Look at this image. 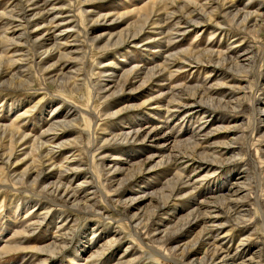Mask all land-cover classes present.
I'll return each mask as SVG.
<instances>
[{"label": "bare ground", "instance_id": "6f19581e", "mask_svg": "<svg viewBox=\"0 0 264 264\" xmlns=\"http://www.w3.org/2000/svg\"><path fill=\"white\" fill-rule=\"evenodd\" d=\"M3 1H5L4 4L6 3L5 7L3 6L4 10L0 13V86L3 88H24L32 82V77L28 71L30 65L27 63L28 55L32 54V56L39 59L31 64H34L35 73L42 79V82L49 81L59 90H75L82 98L79 89H81L83 81L81 76L83 75V69L86 70L83 67L84 56L80 42L83 37L88 40L89 45L96 47V44V49L104 52L117 50L123 45L137 44L140 41H143V45L147 47L150 43H153L155 46H150L158 49L154 50V52L161 51V57L158 58L160 55L158 56L156 53L157 58L160 60L152 62V65L142 66L143 63L141 62L142 64H133L124 69L121 66L119 67L121 68L119 69L120 72L117 71V63L112 60L105 65L112 67L113 71L99 70L97 72L99 85L96 86L94 98L98 97L100 92L112 89L109 93L110 96H120L121 99H125L126 97H123L124 92L127 89L130 90L137 78H141L139 85H137V89H141L138 95H143L145 98L140 103H136L135 95H132V97L127 96L130 101H127V104L113 114L99 113L91 107L82 108L78 104L69 102L61 95H55L56 106L51 110V115L45 118V128H41L42 130L37 134L30 135L21 133V129L18 130L16 126L19 120L24 122L27 121L28 116H32L40 104L41 98L36 97V100L31 102L29 98L24 101L16 100L6 105L8 108L7 113L9 115L12 114V119L8 123L0 124V189L8 188L13 191H19L22 194L34 196V199L24 196L22 197L24 202H22V199L19 200L18 196L14 200L16 201V206H19L18 210L20 207H29L24 213L26 224L20 230L15 229L11 232L10 237L13 240L10 243L4 242L2 244L0 256L12 252L35 251V254H38L37 256L40 259L34 264H51L49 260L61 251L63 245L67 243L68 232L72 231V228L68 227L67 224L70 221H77L76 218H72L63 211V208L73 209L83 214L92 213V215H96L102 213L99 209L93 207L96 203L95 197L99 196L102 201L109 205L111 195L116 198V201L122 202L124 196L132 191L130 186V188L125 187V185L128 186L130 183L133 188L134 186H141L143 192L141 196H150V198L156 196L154 202L156 204L155 208H158L154 210L156 214L159 210H170L176 198H183V196L193 194V191L195 194V190L198 189L197 185L194 186L198 179L192 180L189 176L183 177V169L178 167V160L184 161L186 164L198 165L199 162L198 167L205 168L206 173L209 169L212 170L224 165L225 161L222 158V154L224 153L223 150H227L228 140L230 143H237L241 139L240 135L242 133L239 134L240 130L238 127L230 124L233 120H228L229 117L227 118L221 110H235L241 107L238 100L233 101V96L235 97V93L245 90L242 85L246 81L243 79V74L245 71H249L252 66L257 74L256 89L253 91L255 93L261 91L260 87L264 82H261L260 77L264 79V76H261L260 65L264 59V42L260 46L258 55H246L249 48L242 49L241 52L245 53V56L241 60H239L241 53H235L234 50H214L213 48L193 50L190 47V49L181 48L174 50L169 47L192 26L203 27V25L212 24L216 27L219 26V28L220 26L222 28L223 26L233 27L242 33L245 31L253 32L256 35L260 34L264 29V18L260 16L264 15V10L258 7L255 10L237 7L235 4L236 0H140L137 4L130 7L125 6L126 2L121 3L118 0H82V3H95L96 6L85 8L80 6L76 8L79 12L78 16L77 12L72 8L70 0ZM110 5L124 8L115 9L114 11L107 7ZM232 8L234 11H232ZM121 15L132 17L127 25L131 26L130 31L125 32L126 28L112 31L110 28L112 26L107 25L117 23V20L121 19ZM30 22H33V28L29 30L28 24ZM85 22L89 30L85 29V25L83 26ZM171 22L172 25L169 26L168 24ZM105 23H107L106 27L100 29ZM95 25L99 26V28L93 29ZM210 28H213L215 32L216 30L219 31V29H214L215 27L211 26ZM82 32H87V35L90 34L88 35L89 37L82 36ZM151 32L156 34L153 35ZM227 32L228 34L230 33L229 31ZM211 36L212 33L210 34ZM236 36L238 37L236 34L232 36L234 44L229 46L234 49L242 42L241 38L237 41L234 40ZM99 44L102 45L99 46ZM21 47H25L26 50ZM74 53L77 55L72 56ZM15 55L20 56L15 57ZM51 56H56L55 62L44 66L47 61L45 59ZM22 60H26V63L22 64ZM71 62L76 67L63 71ZM244 62H247V66L244 65ZM101 63L98 61L97 66ZM54 65H57V67L54 68ZM198 65L204 66L203 68L210 73H219L215 84L216 87H213L212 84L188 86L179 83L169 87L167 96L162 95V93L151 95L146 91L147 87L156 78L163 77L162 80L170 81L180 69L184 67L193 69ZM106 79H112L113 85L106 86L109 84H104L107 81ZM233 82H236L237 85H233ZM223 88L226 89L223 90ZM98 98L100 99V97ZM151 100L153 101L152 104L157 107L164 106L165 114L169 112L172 114L173 111L178 113L194 111L196 114H201L205 118L204 121L206 123L198 127L192 135L185 138H178L184 136V133L178 134L179 130L173 132L174 130L171 131L169 129V131L165 130L162 133H158L160 125L156 126L155 124V126L150 125L147 127L146 125L128 124L127 122L125 126L119 125L116 128V125L112 123L111 127L106 126L108 123L105 125H100L99 123L104 119H111L120 111L136 109L138 106L141 107L148 104ZM230 102L233 104H230ZM64 104L67 105L66 111L59 118L58 114L60 111L58 112L57 108L62 107ZM171 104L177 111L168 109ZM250 106L253 118L256 121L255 125L264 123V117H262L264 116V107L258 105L253 98L250 100ZM0 107H2L1 103ZM216 110H220L215 118L216 123L210 125L213 115L217 113ZM15 112L17 113L16 115L14 114ZM84 115L90 122L88 129H82L78 125L80 120L85 121ZM151 115L155 116L154 113H151ZM69 116H72V118L67 119ZM218 120L220 121L217 122ZM184 129L187 130V128ZM84 133L88 136L85 145L83 143ZM253 133L254 131L247 136L248 140V137L252 136ZM218 138L226 139L220 141ZM253 139H250V144ZM154 140L156 141L154 145L157 149L147 155L146 159L151 160L155 156H159V160L156 163L154 162L153 165V167L158 168V173H160L159 168L162 167H167L166 169L174 172L169 178L165 177L162 182L160 181L161 183L153 185L151 182V185L146 184L147 186H145L144 182L146 180L144 182L142 180L147 174L143 173L142 165L136 163V168L134 166V170H130L131 168H124L117 161L120 160L119 155H122L121 150H126L127 153L130 150H141V147L138 146L148 144ZM131 146L136 147L133 148ZM112 147L114 149L109 150ZM82 148H84L85 154L89 156V164L87 165L82 163V158L84 157ZM259 150V147H256L255 156H252L251 147L248 149V156L255 171H257V176L260 160ZM127 153L125 154L126 159H124L129 163V157H131L132 153L130 155H127ZM21 155L23 157L19 159ZM57 156L60 157L59 160H56ZM97 156L100 162L95 164L94 159ZM23 161H25L26 165L19 171L18 164ZM92 165H95L96 172L93 171ZM121 174H124L123 178H119ZM238 175L240 176V174ZM141 183H144V185ZM228 185L226 192H230V195L222 194L219 206H206L202 210L200 206L202 200L189 202L193 206L187 208L188 210L182 216L177 213L176 221L174 222L163 218L154 219L153 214L152 223L142 224L138 217H131L130 219L121 213L130 224L131 237L135 236L141 243L143 239L151 241L153 235L160 234L161 241H159L160 244L158 245L160 249L151 246V244H149L147 251L131 249V253L125 252L111 264H132L138 258L143 257L144 254L146 256L148 252L152 255H160L170 261L173 260L176 264H207L206 261H211L216 255H220V261L228 259L227 253H224L220 245L234 226L231 225V228L224 233L223 228L226 225H230V221H242L243 217L249 216V209L244 208V204H242L247 197L249 183L236 180ZM219 190L221 191L222 188ZM183 191L186 192L185 195H180ZM109 192L113 193L110 195ZM13 199L14 197L12 196L10 200ZM255 199V205L258 206L257 195ZM206 200L204 199L205 202ZM31 202L34 203L29 206ZM221 205V209L227 214V218L223 222L219 219L220 214H223L220 209ZM110 206L113 210L115 209L114 206ZM1 207L2 203H0V215H2ZM176 208L178 211V206ZM257 209L264 220V210ZM16 217V215L10 217L14 220L10 221L11 225L16 223ZM230 218L232 219L230 220ZM247 218L251 219L250 217ZM54 220L57 225L55 232L51 233L48 243L46 242L42 245L29 243V236L37 232L41 228L42 223ZM65 224L67 225L66 228ZM199 224L201 225L200 230L191 235L194 227ZM116 234L117 232L114 230L110 231L109 235H111V238L101 242L99 246L87 245L86 249H90V251L85 256L86 260L96 262L101 258V255L102 258H105L108 250L117 243L118 236L114 238ZM91 236L93 237L92 239H96L95 234ZM43 237L46 238L44 235ZM219 237L221 238L219 239ZM219 240H223L220 245ZM243 241L246 242V239H243ZM243 241L241 240L239 242L241 245L238 246L245 248ZM91 243L93 244V242ZM127 246L131 247L129 244ZM201 248L205 249L204 254L202 259L196 262L194 259H196V254ZM72 249L75 253L78 250L76 247ZM106 259H109V257H106ZM243 260L245 261V259Z\"/></svg>", "mask_w": 264, "mask_h": 264}, {"label": "rangeland", "instance_id": "374dc122", "mask_svg": "<svg viewBox=\"0 0 264 264\" xmlns=\"http://www.w3.org/2000/svg\"><path fill=\"white\" fill-rule=\"evenodd\" d=\"M70 1L72 4V8L74 9L75 12H77V14L79 12H78V9L76 8L80 6L84 8L89 7V6H96L95 3H89V4L82 3V0H70ZM139 1L140 0H118V2H121V3L126 2L125 3L126 7L133 6L137 4ZM197 1H201V0H197ZM4 2L5 1L0 0V13L4 10L3 6L5 7L6 5V3L4 4ZM235 2H236L235 4L237 7H246L249 10H255L258 7L259 9L264 10V0H250V1L249 0H236ZM107 7H109L111 10L113 9L114 11L115 9L119 10L121 8H124V7L118 8V7H115V5H110ZM170 7H174V6H170ZM232 11H234L233 8H232ZM260 16L264 18V15H260ZM130 18L132 19V17H129L128 15H121V19L117 20V23L115 24L105 23L100 29L105 28L107 24V25L112 26L110 27L112 31H118V30H122L125 28H126L125 32L130 31L131 26L130 27L127 26L128 22L131 21ZM168 25L169 26L172 25V22L169 23ZM206 25L207 26L203 25V27L202 26L201 27L200 26L190 27L186 31V33L183 34L182 37H180L179 39L175 40L174 44L170 46L169 48L174 49V50L181 49V48H189V47L193 50L202 49V48L203 49L213 48L214 50L220 49V50H227V51L234 50L235 53H241L239 57V60H241L245 56V53L241 52L242 49L249 48L248 54L246 55H258L257 53L260 51V46L264 42V29L263 31H261L260 34L256 35L255 33L253 34V32L244 31L242 33L241 31L234 29L233 27L229 28V26H223V28L222 26H220L221 28L220 29L219 26L216 27L215 25H212V24H206ZM83 26L85 27V29L89 30V27L86 24V22L85 24H83ZM211 26L215 27L214 29H219V31L216 30L217 32L216 33L215 31H213V28H210ZM32 28H33V22H30L28 24V29L30 30ZM98 28L99 26H96V25L93 26V29H98ZM231 29H234V30H231ZM227 31H229L230 33L228 34ZM82 33H83L82 36L90 35V34L87 35V32L86 33L82 32ZM151 33L153 35L156 34L155 32H151ZM211 33H212V36L210 37ZM234 34L238 35V37L236 36L234 40L237 41L240 38H241L240 40H242V42L238 44V46L235 47V49L229 47L234 44L232 42L233 41L232 36H234ZM81 39H83L82 41L80 40L81 47H82V53L84 56L83 67L86 68V70L83 69L84 76L81 75L83 78V81L81 83L82 84L81 89H79V92L82 95V98L81 96H79V93L76 92L75 90H70V91L68 89L59 90V88H57L54 84L50 83L49 81H46L47 83L45 81L42 82V79L38 77V75L35 73L36 72L35 67H33L34 64H31V63H34V61H38L39 59L32 56V54H29L27 58V63L30 65V67L28 68V71L32 77V82H30L29 85H27V87L17 88V89H6L0 86V103L2 106L0 107V124L10 122V120L12 119V114L9 115L7 113L8 108L6 107V105L16 100L24 101L25 99L29 98L31 102V101L36 100V97L41 98L40 104L37 106L32 116H28L27 121H24V122L19 120L18 125L16 126L18 130L21 129L20 130L21 133L33 135V134L39 133L43 128H45L46 126L45 118L51 115L50 113L51 110L54 109V107L56 106L57 100H56L55 95H61L64 98H66L69 102L78 104L82 108L91 107L96 112H99V113L105 112L106 114H113L117 110H120L123 105L127 104L130 101L129 97H132V95H135L136 103H140L145 98L143 97V95H138L141 92V89L140 88L137 89L138 87L137 85H139L141 78H137L136 82H134L132 86L130 87V90L127 89L124 92L125 94L123 93L124 94L123 97H126L125 99L123 98L121 99L120 96L118 97L110 96L109 93L111 92L112 89L109 91L104 90L100 92L98 94V97H100V99L98 97L94 98L96 86L99 85V79H98L99 77H98L97 72L99 70H104L107 72L113 71L112 67L105 65L109 63V61H112V60L117 63L118 68L117 67L116 68L118 69L117 70L118 72H120L119 69L121 68L124 69L126 67L132 66L133 64L143 63L142 66L152 65L154 62L159 61L160 59L158 58L161 57L160 55L161 51L154 52V50H158V49L155 47H151V46H155L153 45V43H150L149 46L147 47L146 45H143L142 43L143 41L142 42L140 41L141 43L139 42L137 44L123 45L121 46V48L117 49L118 52L117 50H108L107 52H104L100 49L99 50L96 49L97 47L96 44H95L96 47L89 45V43L87 42L88 40L84 39V37ZM101 45L102 44H99V46ZM21 48H23V50H26L25 47H21ZM156 53L158 54V56L159 55L160 56L158 57ZM75 55L77 54L76 53L72 54V56H75ZM18 56L20 55H15V57H18ZM55 60H56V56L47 57L45 59L46 63L44 64V66H48L54 63ZM22 61H23L21 62L22 64L26 63L25 62L26 60H22ZM98 61L102 62L99 66H97ZM244 65L247 66V62H244ZM199 66L200 65H198L197 67L193 69L190 67H184L180 69L179 72L176 75H174L173 79L170 81H166V80L164 81L162 80L163 77H158L147 87L146 91L151 95H156V93H162V95L167 96L168 95L167 91L169 90V87L174 84H179V83L183 85H188V86L189 85L193 86L195 84H198V85L199 84L200 85L201 84L202 85L212 84L213 87H216L215 84L217 82L216 80H217L219 73L218 72L210 73L206 71L205 68H203L204 66H200V67ZM55 67H57V65H54V68ZM74 67L76 66L74 65L73 62H71L68 65V67L65 68L63 71L74 69ZM260 70H261V76H264V59L261 62ZM243 75H244L243 79L246 80L242 84L243 87H245V90H243L242 92L239 91L235 93V97L233 96L234 98L233 101L238 100L241 107L235 110L234 109H228V111L221 110V112H223L227 118L229 117L228 120L230 121L233 120V122H231L230 124L238 127V129L240 130L239 134L242 133V135H240L241 139L239 140V142L230 143L228 140L229 144H228L227 150H223L224 153L222 154V158L225 161L224 165L218 166L212 170L209 169L208 172L206 173L205 168L202 169L198 167L199 162H198V165L190 164V163L186 164L184 161H181V160H178L179 162H177L178 167L180 169H183L182 170L183 177L189 176L191 177L192 180L198 179L196 183L194 184V186L196 185L198 186V189L195 190V194L193 191V194H188L186 196H183V198L181 197L178 199L176 198V201L174 205L172 206V208H170V210H167V209L159 210L155 214L154 210L158 209V208H155L156 204L154 203L156 196H153L152 198H150V196H141L143 194L141 186L138 185V186H134L133 188L129 183V185L128 186L125 185V187L127 188L131 187L132 191L128 192V195L124 196L122 202L116 201V198L113 195H111V193L113 192L111 193L109 192V194L111 195L110 205L115 207L114 210L109 204L102 201V198H99V196L95 197L96 203L93 205V207L95 209H99V211H101L102 213H99L96 215L95 214L92 215V213L83 214L73 209L63 208V211H65L72 218H76L77 221L75 222L70 221L67 224L68 227L72 228L71 229L72 231L68 232L67 243L63 245V248L61 249V251L57 253V255L52 257L49 260V262H51V264H92V263L93 264H111L112 262H115L116 258L124 254L125 252L131 253L130 251L131 249L147 251L150 246L149 244H151V246L153 247H157L160 249V247L158 246L160 244L159 241H161L160 234L153 235L151 241H149L148 239H143L141 243L135 236L131 237L132 231H131L130 224L122 216V214L129 217L130 219L131 217H138V220H140L142 224L152 223L151 219H152L153 214L155 217L154 219L163 218L165 220L174 222L176 221L175 218H176L177 213L178 215L182 216L188 210L187 208H190V206H193V204H190L192 201L202 200V204L200 205L202 210L206 206H210V207L219 206L220 200L222 199L221 197L222 194H226L228 196L230 195V192H226L227 187L229 186L228 184L230 182H234L237 180V181H244L245 183H249L248 188L251 190V192L249 189L247 190L248 191L247 197L246 199L243 200L242 204H244V208L249 209V216L247 217H250L251 219L247 217H243L242 221H230L229 223L230 225H226L223 228V233L227 232L228 229L231 228L230 227L231 225L234 226L232 228V231H230L229 234L226 235L225 239H223L224 240L223 243L221 242L223 240H219V245L222 243L220 246L223 249L224 253H227L228 259H226L225 261H220V255H216L212 258L211 261L208 260L206 262L207 264H222V263L223 264L225 263L227 264H264V220L260 212L257 209V208H260L264 210V123H261V124L258 123L257 125H255L256 121L253 118L252 110L250 106V100L251 98H253L255 99L258 105H261L262 107H264V84L260 87L261 91L256 92V93L253 91L254 89H256L255 84H256V78H257V74L255 73L253 66L250 67L249 71L248 70L245 71ZM106 80L107 81H105L104 84L109 83L106 86L113 85V82H111L112 79H106ZM260 80L261 82H264V79H262L261 77H260ZM232 84L237 85L236 82H233ZM224 89L226 88H223V90ZM152 102L153 101L151 100L149 101L148 104H145L141 107L138 106L136 107V109H127L128 111L123 110V112L120 111L115 116H113L111 119H104L99 123L100 125H105L108 123L106 125L108 127H111L112 124H114L116 125L115 126L116 128L119 127V125L125 126L127 122L128 124H140L141 126L146 125L147 127L150 125L152 126L160 125V127L158 128V131H159L158 133H162L165 130L169 131V129L171 131L174 130L173 132H176V130H179L178 131L179 135L181 133H184L183 137L181 136L178 138H185L189 135H192L198 127H201L206 123V121H204L205 118L201 114H196L194 111H189L188 113L187 111H185L184 113H178V112L173 111L172 114L171 112L165 114L166 110L164 106L157 107L154 104H152ZM230 104H233V103L230 102ZM66 106L67 105L64 104L62 107L57 108L58 112L60 111L58 114L59 118H61L62 113L66 111ZM168 109L172 111V109L174 110L175 108H173L171 104L168 106ZM175 110L177 111V109ZM216 112L217 113L214 112L216 115H213L212 123L210 122L211 123L210 125H214L216 123L215 118L217 117L218 112H220V110L219 111L216 110ZM151 113L152 114L154 113L155 116H152ZM14 114L16 115L17 113L15 112ZM131 116H133L132 119H131ZM38 117L40 118V121ZM71 118L72 116L67 117V119H71ZM84 119L85 121L80 120L79 124L77 122L76 123L82 129H88L90 126V122L88 121L85 115H84ZM219 121L220 120H218L217 122ZM223 123H225V121H223ZM184 128H187V130ZM252 131H254V133L252 136L248 137L249 138L248 140L247 136L250 135ZM252 138L254 139L252 140V143L250 144L249 141ZM218 139L222 141V140H225L226 138H218ZM87 140H88V136L86 135V133H84V138H83L84 145L86 144ZM154 143H156L155 140L149 142L148 144H142L138 146V147H141V150L140 149H136L134 151L130 150L129 153H127L126 150H121L122 155H119L120 160L117 161L119 162V165H121L122 167L131 168L130 170H134V166L136 168V163L138 165H142L141 167L143 168V173L147 174V176H145L144 179L142 180V182L146 180V182H144L145 186L151 185V182L153 185L161 183L165 179V177L169 178L171 174L174 172L173 170L170 171L166 169L167 167H162V168H159L160 173H158V170H157L158 168L153 167V165H154V162L156 163V161L159 160L160 158L159 156H155L151 160L146 159L147 155H149L150 153L154 152V150L157 149ZM259 143L261 144L259 145ZM253 146L255 148L259 147L260 149L258 153L260 157V160L258 163V176L256 175L257 171H255V168L250 162V157L248 156L249 147H251L252 156H255V152H254L255 148ZM131 147L135 148L136 146L135 147L131 146ZM113 149L114 148L112 147L109 150H113ZM81 150H82V153L84 152L82 163L87 165L89 164V156L85 154L84 148H82ZM102 150H106V149H102ZM126 153L127 155H130L132 153L130 155L131 157H129L130 158L129 163L125 161ZM22 157L23 155H21L19 159ZM59 159L60 157L57 156L56 160H59ZM94 160L96 162L95 164L100 162L98 160V156L95 157ZM25 165H26L25 161H23L22 163H19L18 164L19 171L22 170ZM92 169L95 172L97 171V169L95 168V165L94 166L92 165ZM238 174H240V176L242 175L243 176L240 177ZM123 175L124 174H121L119 178H123ZM144 183H141V184L144 185ZM211 187L212 188L214 187L217 190L213 188L214 190L213 191L211 190L212 189ZM220 188H222L221 191L219 190ZM154 189L157 190L158 188H154ZM204 189L207 190L208 192L205 191ZM252 191H255V192H252ZM185 193L186 192L183 191L180 193V195H185ZM256 195L258 197V201H257L258 206L255 205ZM12 196L14 197V199L10 200ZM18 196H19V200L22 199V197L24 196H29L32 199H34L33 198L34 196L32 197L25 193L22 194L19 191H13L8 188L0 189V203H2V207H1L2 215H0V228H2L0 231V247L2 246L4 242L10 243V241L13 240V238L10 237L12 231H14L15 229L20 230V228L24 224H26V221H25L26 217H24L25 215L24 213L29 207L28 206L25 208L20 207L21 210L20 209L18 210L19 206L17 207L16 201H14L16 200V197ZM204 199H207L206 202L204 201ZM22 202H24L23 199H22ZM32 203L34 202H31L29 206L32 205ZM176 206H178V211H177ZM221 207L222 205L220 206V209ZM222 212L223 214H220V217H219L221 222H223L224 219L227 218V214L224 212V210H222ZM12 215L17 216L15 218V220L17 221L14 225L10 224V221L12 220L10 217ZM22 217H24L25 219ZM54 219L57 220V218H54ZM231 219L232 218H230V220ZM55 220L50 221V222L46 221L45 223H42L41 228L37 232H34L33 234H31V236H29L28 238L30 240L29 243L33 245L35 244L42 245L43 243H46V242L48 243V240H50L51 238V233L55 232V227L57 225ZM20 221H21V224L19 225ZM33 221H36V220H33ZM46 225H47V228H46ZM67 225L65 224V228L67 227ZM200 228H201L200 224L194 227L191 235H193L195 232H198ZM112 230L117 232L114 238L118 236V240L116 244L112 245V247L108 250L107 254L105 255V258L109 257V259L105 260V258H102V255H101L100 256L101 258H99V260H97L96 262H93L92 260H88V259L86 260L85 256H87L88 254L87 252L90 251V249L88 250L86 249L87 245L99 246L101 242L105 241L106 239L111 238L110 237L111 235H109V233ZM39 234L40 236H38ZM92 234H95L96 239L95 238L92 239L93 238L91 236ZM43 235L46 236V238L43 237ZM220 238L221 237H219V239ZM243 239H246V242H244ZM239 240L243 241V245L245 246V248H242L243 246H238V245H241L239 243L240 242ZM91 242H93V244ZM128 244L131 245L132 248L128 247L127 246ZM75 247L78 248V250H76V253L72 249ZM204 251L205 249L201 248L197 252L196 259H194L196 262L202 259ZM37 255L38 254H35V251H26V252L21 251L17 253L12 252V253H8V254L0 256V264H34V263H37L38 260L40 259L39 256ZM243 259H245V261ZM98 261H103V262H98ZM132 264H176V263H174L173 260L170 261L168 259L162 258L160 255L159 256L155 254L152 255L150 252H148L146 256L144 254L143 257L138 258Z\"/></svg>", "mask_w": 264, "mask_h": 264}]
</instances>
